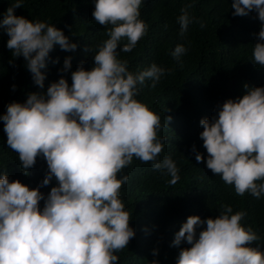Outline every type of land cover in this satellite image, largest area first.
Returning a JSON list of instances; mask_svg holds the SVG:
<instances>
[{
    "label": "clouds",
    "instance_id": "obj_1",
    "mask_svg": "<svg viewBox=\"0 0 264 264\" xmlns=\"http://www.w3.org/2000/svg\"><path fill=\"white\" fill-rule=\"evenodd\" d=\"M142 5L143 0H95L92 16L108 29L109 38L97 46L94 67L86 71L78 66L69 86L63 78L71 67V57H66L61 78L46 92L28 94L24 103H10L6 114L0 115L7 146L18 154L22 173L27 176L42 157L48 171L39 187L53 178L58 185L45 198L39 187L30 189L0 174V264H117L115 253L135 237L132 213L120 199L129 177L118 179V173L135 157L165 170L171 185L179 181L180 169L173 159L158 160L164 149L158 133L168 127L171 117L162 125L160 115L135 99L146 80L155 88L172 69L153 63L134 73L127 60L118 59L119 52H131L147 35ZM192 6L185 5L177 17L181 37L193 22ZM17 8H22V0H16L0 21L9 37L6 47L12 57H23L34 84L43 89L46 75L41 69L54 46L74 52L77 45L54 25L14 15ZM231 8L234 17L257 14L261 22L257 39L262 42L253 46L252 63L264 68V0H232ZM122 39L127 40L123 46ZM186 52L178 44L171 55L179 60ZM243 87L242 97L226 100L211 120L199 121L203 128L199 138L208 154L206 167L214 175L233 186L238 196L250 193L260 198L264 195V87ZM191 151L197 163L205 162L195 145ZM221 207L215 218L189 216L181 225L171 246L186 242L191 247L179 251L176 264H264V252L247 246L259 240L251 227L241 223L247 213L233 214L230 205ZM201 226L206 227L197 235ZM152 254L157 255L156 250Z\"/></svg>",
    "mask_w": 264,
    "mask_h": 264
},
{
    "label": "trees",
    "instance_id": "obj_2",
    "mask_svg": "<svg viewBox=\"0 0 264 264\" xmlns=\"http://www.w3.org/2000/svg\"><path fill=\"white\" fill-rule=\"evenodd\" d=\"M15 2L0 0V21ZM231 3L232 0H143L140 11L141 19L149 26L147 35L131 52H119L118 59L127 60L129 71L134 73L153 63L172 69L155 88L151 87L152 81L146 80L139 86L140 93L135 99L160 115L162 125H166L165 118L171 117L168 127H162L158 133L164 142L158 160L170 156L180 169V179L171 185V177L165 170H156L151 162L143 163L135 157L131 165L118 173V179L129 177L120 189V199L125 210L132 213L130 227L135 237L127 248L115 253L119 257L117 264H151L154 260L157 264H176L179 251L191 247L186 242L179 247L171 246L181 225L189 216L201 220L215 218L223 211L222 205H230L233 214L247 213L242 225L251 227L259 236V240L247 246L264 252V195L238 196L233 186L214 175L206 167L208 154L199 138L203 131L199 121L211 120L226 100L242 97L245 84L264 87V68L252 63L253 46L262 42L257 39L261 22L255 12L234 17ZM187 4L193 5L189 9L193 22L181 37L177 17ZM94 5L95 0H22V8L15 9L14 15L54 25L77 48L65 52L54 46L46 68L41 69L46 79L44 88L39 89L23 57H12L6 47L9 37L0 27V115L6 114L10 103H24L28 94L46 92L51 83L61 78L59 70L66 57H71V67L63 78L69 86L71 73L78 66L82 65L86 71L94 67L97 46L109 38L108 29L92 16ZM125 43L127 40L122 39L121 46ZM178 44H183L187 52L174 60L171 52ZM3 127L0 121V174L6 173L10 182L19 180L30 189L38 188L48 171L46 161L38 157L25 176L18 154L7 146ZM193 145L205 162H196L191 151ZM53 186H58L55 178L49 185L39 187V191L46 198ZM43 203L40 202L41 209ZM204 227L197 228V235ZM153 250L157 255L152 254Z\"/></svg>",
    "mask_w": 264,
    "mask_h": 264
}]
</instances>
